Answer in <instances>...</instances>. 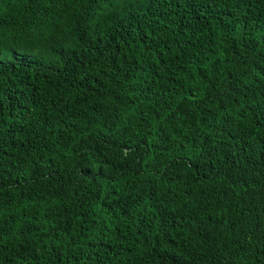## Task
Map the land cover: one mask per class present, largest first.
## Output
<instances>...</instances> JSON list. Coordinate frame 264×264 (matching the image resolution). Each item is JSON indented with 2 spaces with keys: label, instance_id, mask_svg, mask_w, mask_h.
Listing matches in <instances>:
<instances>
[{
  "label": "trees",
  "instance_id": "trees-1",
  "mask_svg": "<svg viewBox=\"0 0 264 264\" xmlns=\"http://www.w3.org/2000/svg\"><path fill=\"white\" fill-rule=\"evenodd\" d=\"M0 264H264V0H0Z\"/></svg>",
  "mask_w": 264,
  "mask_h": 264
}]
</instances>
